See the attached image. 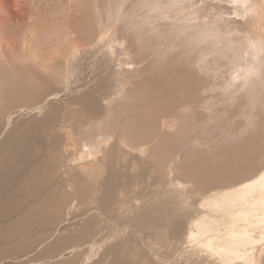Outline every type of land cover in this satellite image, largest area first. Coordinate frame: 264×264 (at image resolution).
Instances as JSON below:
<instances>
[{
	"label": "bare ground",
	"instance_id": "6f19581e",
	"mask_svg": "<svg viewBox=\"0 0 264 264\" xmlns=\"http://www.w3.org/2000/svg\"><path fill=\"white\" fill-rule=\"evenodd\" d=\"M17 1L23 2L22 0ZM126 1L130 0L100 2L99 30L96 37L94 39L91 37L92 40L87 41V44H83L82 41L85 40V43L86 40H90L89 33L87 34L88 39L87 36H84L88 31L82 34L77 31L73 33L75 45L72 48L69 47L71 51L64 58L67 64L65 66L69 68L66 71H71L72 67L74 70L76 67L73 66L74 59L81 55L86 61L93 58L97 66H93L96 69L93 73L94 78H92L90 77L91 71L86 73L87 68L92 67L91 60L90 67L88 66L89 61L87 68L80 64L85 68V76L87 74L90 79L92 78L89 87L91 89L87 87L89 91L82 99H78L79 97L74 94L78 103L83 104L84 102L88 105L83 112L80 110L82 115L80 114V117L77 115L78 118L75 116L76 120H74L75 118L72 120L69 111L68 116L67 112L66 115L62 114L61 123L59 121H57L58 124L55 123L56 126L58 125V134L54 133L56 134V145L59 146L60 149H58L64 156V159L60 160L62 162L58 164V166L60 165L59 169L63 167L67 171L73 167L76 175L73 174L75 176H72L73 180L71 178L68 184L70 185L69 182L78 179L77 182L74 181L75 184L73 182L72 184L76 186L80 184L81 187L85 182L88 184V188L85 184L86 188L84 185L81 188L84 187V190L88 189L87 191L91 188L89 184H92L89 192H93V195L95 192L96 195V191L100 190V188H96V186L98 187L96 184H100V179L102 181L103 177L100 178V176H102L104 168L107 169L105 171H108V173L106 172L108 175L105 173L107 178L116 175L114 179L117 181L120 178V176L117 178V173H120L119 169L121 168V172L126 168L129 176L135 173H133L134 170L131 172V169L135 167L133 165L138 159L148 165L149 163L153 164L158 169L157 172L164 171V174L168 175L171 170L163 169L164 162L173 160L175 162L180 158H183L182 162H184L186 159L190 160L192 155L194 160L196 152L205 155L209 151H215L216 148L221 147V151L225 148L230 163L225 161V163H229L225 165L221 161L225 156L220 158L219 161L222 162L220 166H225L224 169L220 167L222 169L220 172L215 169V172L220 173V177L214 181L211 177V179L199 180L202 182L201 184L207 182L209 186L207 189H205L206 186L204 187L206 191L202 195L199 194L201 196L196 203L198 209L196 210L194 207L193 213L189 212L187 216L185 214L186 217L182 222H175L174 233L178 234L175 238L178 236L179 241L184 242L185 248H188L191 256H195L194 261H199L195 262L197 264H264V0H206V3L203 0H131L132 3L125 6L128 8L123 9ZM1 2L3 1L1 0ZM4 2L6 1L4 0ZM19 9L21 8L19 7ZM121 12H123L122 16H120ZM13 17L16 16L13 15ZM15 20L19 21L18 18ZM120 20L127 21L117 23ZM1 21L0 28L6 25ZM112 30H116L115 37H111ZM67 40L69 41V39ZM117 42L121 44L119 48L115 47L118 46L115 45ZM11 43L8 42L7 45H13ZM71 44L74 43L71 41ZM86 55L89 58H86ZM13 57L15 59V56ZM82 59L81 61H84ZM2 63L5 64V62ZM79 69L81 68L79 67ZM85 76L79 82L84 83L83 79L87 77ZM72 77L70 74V78ZM75 80L78 82L79 79L75 78ZM86 83L83 85L87 86ZM61 97L63 96L61 95ZM72 99L74 98L71 97L70 100ZM40 109L41 106L33 108L26 115L30 114L29 116L34 117L41 114L43 108L41 111ZM78 110L73 109V113L75 114V111ZM37 111L39 113L31 115ZM42 115L44 114L42 113ZM29 116L25 118L28 120ZM35 119L33 120L37 123L39 120ZM24 120L22 119L20 122ZM31 122L27 121L25 126L24 122L23 125L19 124L20 127L26 129L27 123L31 124ZM35 122L32 124L34 125ZM55 124L52 126L53 129L56 128ZM51 128L48 125V133L54 131ZM50 134L53 135V132ZM217 151L220 152L216 150L215 153ZM128 156L130 158L135 156L137 159L129 158V161L126 162ZM4 158L6 157L4 156ZM200 158L198 157V159ZM208 158L199 163L196 159L199 164L197 167L189 169L184 165L183 169L187 170L186 174L191 172L196 174L195 176L201 177L205 173L207 165L212 167V164L214 165L216 162L212 163L213 159ZM225 158L223 160H227ZM130 160H133V165L131 162L129 166ZM125 162L130 171L127 167H122ZM140 163L138 167L142 165ZM147 164L138 168L136 173L141 175L140 173L145 172L143 170L142 172L141 169L147 167ZM118 166H121L118 169L119 172ZM215 167L217 165H214L213 169ZM105 171L103 170V172ZM208 171L206 173L209 175L210 170ZM147 172L142 175L145 177ZM148 174L153 175V172L150 171ZM124 175L126 176V174ZM124 175L123 177L127 179L128 175L126 177ZM213 175L210 176L213 177ZM143 176L140 178L144 179ZM135 177L133 175L131 178ZM137 177L139 178V176ZM203 177L207 178L206 176L201 178ZM194 178L196 179V177ZM106 181L104 180V182ZM104 182H101L103 183V185L100 184L101 187L107 185ZM118 182L115 184L116 186L121 185ZM173 182L174 188H172L175 190V186L179 187L180 182ZM81 183L83 184L81 185ZM124 184L122 183L121 186ZM105 186L101 188L103 191L106 190ZM121 186L119 187L122 188ZM128 186H123L126 189L125 192L129 190ZM80 187L79 194L84 191L81 192ZM106 187V191L109 193L105 191L104 198L108 199L103 200L104 206L109 209L114 208V205L118 206L117 203L121 204L124 197L122 200H116V196L121 198V191ZM12 188L11 186L0 188L1 204L10 196ZM190 188L186 191L184 188L183 193L189 191ZM87 191L81 195L85 196ZM81 195H78V198L86 199V201L92 196L87 194L86 198H81ZM111 197L114 199L111 200ZM80 199L76 201L79 204L82 203ZM71 201L74 203L75 200L69 199L68 202ZM86 201L84 200V205H87ZM72 202L69 208H72ZM76 202L74 207L79 206ZM93 203H89L91 207L90 205L86 207L94 208L92 207ZM76 204L77 206H75ZM80 206L75 210L82 208ZM62 232L58 235L61 236ZM101 239L102 237L99 238V243H101ZM95 244L96 239L89 242L86 248L93 250ZM87 249L84 251L86 252ZM89 249L88 251L91 252L92 250ZM192 264L194 263L192 262Z\"/></svg>",
	"mask_w": 264,
	"mask_h": 264
},
{
	"label": "rangeland",
	"instance_id": "374dc122",
	"mask_svg": "<svg viewBox=\"0 0 264 264\" xmlns=\"http://www.w3.org/2000/svg\"><path fill=\"white\" fill-rule=\"evenodd\" d=\"M2 1L3 2L0 0V21L2 19L3 23L6 25L0 28V54H2V57H4L0 58V188L6 186H11L13 188L12 193L6 199V201L2 204L0 203V264H81L82 262L84 263V260V264H188L190 261H192L194 264H197L195 262L199 261H194L195 256H191L188 248H185L184 242L179 241L178 236L175 238V236L178 235H175L174 233V227L176 224L175 222H182L189 212L193 213L192 211H194V207H196V210L198 209L196 203L198 202L199 196H201L203 192L206 191L204 190V187L206 186L205 189H207L209 186L207 185V182L206 184H201V179L205 180L211 177L212 181H214L220 177V173L218 174L215 171H222V169L225 167L224 165L220 166L222 165V162L225 165L229 162V155L225 152V148L223 151H221V147H219V149H214L215 151L219 150V153L218 151L217 153H215L213 150L209 151L210 155L207 153L208 156L207 154L204 155L198 154L197 152L196 154L194 153L196 159H198V157L200 158L202 155V159H198V163L201 160H207L206 158L210 157L208 159H213L212 163L216 161L214 165H217V167L219 166L218 168L215 167L213 169V164L212 167L207 165L208 167L206 166L207 169L204 171L206 173L208 170H210V174L208 175V171V173H206L207 175L205 173L201 175V177L206 176L207 178H201L197 175L199 177L198 178L195 176L196 174L191 172L186 174L187 170L183 169L184 165L189 169L199 165L197 164L195 158L193 160L192 155V158L190 159L191 161L186 159L184 161L185 164L182 162L183 158L176 159L175 162L174 160L167 161L166 163L164 162L167 165L163 163V169L165 171L171 170L170 174L172 175L168 173V175H165L164 171L157 172L158 169H156L153 164L149 163L148 165L147 163L138 160L137 157L131 156L132 159L135 157L133 160L137 159V161H139L138 164H136V161V165H133V160H130V164L128 165L130 166L132 162V165L136 167L135 168L132 166L133 169H131V172L134 170L133 173H135L130 175L131 177H133V175L135 177L138 174L136 173L138 172V168L144 164H147V167H143L145 170L141 169V171H145H142L143 173L148 171L147 175L145 174L147 177H144V174L140 173L141 175H137L139 178L136 176L138 179L136 177L133 179L129 176L128 171L125 168L127 167V169L130 171L129 166H127L126 163L130 158V156H128L126 162L122 164V167L125 166V171L121 172V166H118L117 168V170L119 167L121 168L119 170L122 174L119 175L120 173H117V178L120 176L117 181L114 179L116 178V175H112L110 177L111 179L107 178L108 171H105L107 170L106 168L103 169L105 172L102 170V176H100V178L103 177V179L107 181L104 182L103 179L102 181L101 179L99 180L101 185H103L101 182H104V184H107L106 186L112 187L113 190L115 189V191H121V198L118 196L116 197L119 199H117L115 196L113 197H115L118 201L122 200L124 197L121 203L122 205L117 203L116 205L118 206L114 205V208L108 209L105 207L103 200H107L108 198H104V196L109 192L106 191L107 187L104 185L106 188L105 193V191L101 189L104 186L101 187V185L98 183L96 184L98 185L96 188H100V190L98 189L99 192L96 191V195L95 192L94 195L92 194L93 192H89L93 186L92 184H89V187H91L89 191H87L88 189L84 190V187L81 188L85 182L84 184L81 183V185L83 184L81 187L79 186L80 184H77L80 187L81 192L84 190L81 193L82 195L85 191H87L85 196H87V194H89L88 196L92 195L90 198L87 197L89 198V201L78 198V195H81L79 194V187L73 185L75 184L74 181L77 182L78 179H74V181L69 182L71 184L73 182L72 185L68 184V181L71 180L72 176L76 175L75 169L73 167L70 169L71 171H65L63 167L59 169L60 165L58 166V164H60L59 162H62L60 160H63L64 156H62L63 153L61 150H59V146L56 145V134L54 133H57V121L60 122V119L63 118V115H66L70 111V115L68 113L67 116L72 115V120L74 118V120H76L75 116L78 115L80 117V114L82 115L83 110H85V108L88 106L84 102L83 104L78 103V99H82L89 89H91L89 87L92 78H94L93 73L96 69L94 67L97 66L96 61L93 58L86 61L82 55L76 56L73 66H76L77 68L74 67L73 70L72 67L71 71H66L69 68L68 66H65L67 64L65 63L64 58L69 55L68 52L71 51L72 46L75 45V41L73 42V33L75 31L80 34L88 31L86 34H84V36H87L89 33L90 40L87 36L88 40H86L85 43L84 39H82L84 41L81 40L83 44H87V41L90 42L92 40L91 37H93V39L96 37L99 30L98 21L101 17L99 6L100 2L104 0H22L23 2H19L17 0H5L6 2H4V0ZM130 1H126L124 3V7L128 4L130 5L132 3V1ZM207 1L203 0L205 3ZM19 7L21 9H19ZM25 7H28L26 8L27 10ZM124 7L123 9L128 8ZM31 9H33L34 12H31L33 11ZM28 13H31V16ZM122 13L123 12H121V15H119L122 16ZM13 15L16 17H13ZM88 17L93 18L94 21L93 19L90 20ZM15 18H18L19 21H16ZM127 20L129 19L127 18ZM121 21L123 20H120L117 23L120 24L122 23ZM126 21L124 20L123 22ZM65 25H67V27H65ZM84 28L85 30H83ZM112 33L113 34L111 37H115L116 30H112ZM84 36H82V38H85ZM67 39H69V41ZM71 41L74 44H71ZM8 42L9 44L11 43L13 45H7ZM117 43L115 45L118 46L115 47L119 48L121 44L120 42ZM8 47L9 49H13L10 50L11 53ZM62 47L63 50H61ZM6 50L8 51L6 52ZM61 52L65 53L62 54ZM3 53L8 55L6 56V54L4 55ZM11 55L15 56V59L13 56L10 58ZM86 56L84 57L89 58L88 55ZM7 59H10L11 61H7ZM81 59L84 61H81ZM90 60L92 64L90 63ZM127 61L131 62L130 60ZM2 62H5V64ZM87 62L89 67L90 65L92 66L90 69L87 68ZM80 64L83 66L85 65L84 67L87 66L86 68L88 70H86V73L91 71V79L89 75H87L89 72L86 74L87 77L85 76V68H83V66ZM79 67L81 69H79ZM78 69L80 71L83 69L84 70L80 72ZM70 74L73 76L72 78H70ZM84 76L86 78L83 79V81L84 83L87 82V86L83 85V82H79L82 81V77L84 78ZM73 78L74 80L75 78H77V80L79 79L78 82L76 80L75 82ZM79 83H82V85ZM91 86L93 87V84ZM60 91L64 93L62 94ZM74 94L79 98L76 99ZM61 95L63 97H61ZM68 96L70 98L73 97L76 100H70ZM76 104L78 105L77 107ZM38 106H41V109L43 108L42 112H40L41 114H37L39 111L33 112V114H31H37L34 116L36 119L32 116H29L30 114L26 115L29 110ZM73 109L82 112L79 113L78 111H75V115L73 113ZM42 113L44 115H42ZM24 116H29L28 120ZM55 116L60 118H56ZM22 119H25L23 121L25 124L20 122ZM33 119L39 121L36 123ZM40 120L45 121L46 123H43ZM53 120H55V122H52ZM27 121L32 122L31 124L27 123L26 129L25 127L24 129L20 127V124H24L25 126ZM33 122H35L34 125L32 124ZM54 124L56 130L53 129L54 127H52ZM48 125L50 128L52 127L51 130L53 129L55 131L50 132L49 129V132H53V135L48 133ZM21 129L22 131L20 132ZM51 135L55 138H51ZM49 139H53L55 141L53 142V140ZM53 144L54 146L56 145L55 148ZM221 153L222 156H220ZM9 154L10 156L8 158ZM4 156L6 158H4ZM58 157L63 158L59 159ZM179 157L180 154L178 158ZM223 157L227 160H223ZM220 158L223 159L221 160ZM225 161L228 162L225 163ZM139 163L140 165L142 164L140 167H138ZM149 166H153L157 173H154L155 171H153V167L148 168ZM220 167L223 168L221 169ZM62 169L64 173L61 171ZM68 171L70 172L67 173ZM150 171L151 173L153 172V175L148 174ZM124 174H126V176L128 175L127 179L123 177ZM213 174L215 176H219L215 177ZM210 175H213L214 178ZM141 176H143L142 178L144 179H141ZM194 177H196V179ZM128 178H131L130 181ZM115 181L116 183L120 181L118 183H121V185L122 183H125L123 186L126 187L131 184L133 185V188L130 185L128 186L130 191L127 190V192H125L126 189H124V187L119 184L118 185L123 189L118 185L117 187L115 185ZM170 181H172V184ZM173 181L177 183L180 182V186H175V190L173 189ZM80 182L83 181L80 180ZM108 182L110 183L109 185ZM177 183H175V185L178 186ZM196 184L197 186L200 184V186L197 187ZM85 185H87L88 188V184L86 183ZM184 188L186 189L184 190ZM188 188H190L189 191L183 193V190L186 191ZM82 195L81 198H84L85 196ZM184 196L186 199H184ZM113 197H111V200L114 199ZM93 198L95 199L93 200ZM69 199L75 200L74 203L79 199L80 201L82 200V203L85 200V204L88 202V206L90 205V202H94V205L92 204V207L94 208H87L88 206L84 205V203H81V205L76 202L79 204V206L81 205L80 207L82 208L75 210V208L79 206L76 204L75 206L77 207H74V203L72 201V208H69L71 204V202H68ZM84 206L87 207L83 208ZM176 213L178 214L176 215ZM61 231H63L61 234L63 237L58 235L61 233ZM101 237V243L103 242L102 246L101 243H99V238ZM94 239H96V244L94 246L95 248L93 247V250L92 248H88L89 250H92L90 252L86 246H88L89 242ZM86 249L87 251L85 252L84 250ZM83 252L84 254H87L84 255ZM192 262L190 264H192Z\"/></svg>",
	"mask_w": 264,
	"mask_h": 264
}]
</instances>
